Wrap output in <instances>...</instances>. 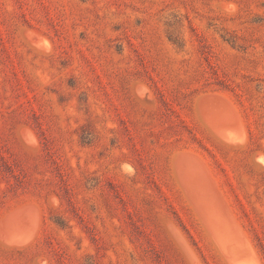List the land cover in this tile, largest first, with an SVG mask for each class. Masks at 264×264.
<instances>
[{
    "label": "rangeland",
    "instance_id": "obj_1",
    "mask_svg": "<svg viewBox=\"0 0 264 264\" xmlns=\"http://www.w3.org/2000/svg\"><path fill=\"white\" fill-rule=\"evenodd\" d=\"M0 264H264V0H0Z\"/></svg>",
    "mask_w": 264,
    "mask_h": 264
}]
</instances>
